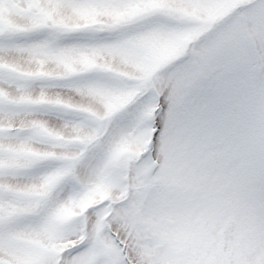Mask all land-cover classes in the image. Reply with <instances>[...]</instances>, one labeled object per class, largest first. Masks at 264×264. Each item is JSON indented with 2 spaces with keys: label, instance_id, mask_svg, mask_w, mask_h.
Here are the masks:
<instances>
[{
  "label": "snow or ice",
  "instance_id": "1",
  "mask_svg": "<svg viewBox=\"0 0 264 264\" xmlns=\"http://www.w3.org/2000/svg\"><path fill=\"white\" fill-rule=\"evenodd\" d=\"M0 264H264V0H0Z\"/></svg>",
  "mask_w": 264,
  "mask_h": 264
}]
</instances>
